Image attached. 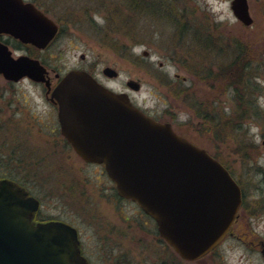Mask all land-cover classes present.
<instances>
[{"label":"rangeland","instance_id":"1","mask_svg":"<svg viewBox=\"0 0 264 264\" xmlns=\"http://www.w3.org/2000/svg\"><path fill=\"white\" fill-rule=\"evenodd\" d=\"M26 1L58 33L47 48L25 46L13 56L39 60L53 82L69 70L102 77L108 68L117 74L106 83L114 91L128 93L126 82L137 83L140 89L129 94L139 108L217 159L240 186L242 206L232 226L240 239L227 238L196 261L179 258L134 202L116 199L103 167L66 144L46 86L28 78L0 75V175L37 197L43 216L74 225L91 264L117 261L100 259L102 236L116 247L114 256L127 250L125 264H264V0H248L249 26L233 15L232 0H140L137 12L129 0ZM197 35L208 36L211 46ZM222 66H230L227 73ZM236 106L246 111L243 121Z\"/></svg>","mask_w":264,"mask_h":264},{"label":"water","instance_id":"2","mask_svg":"<svg viewBox=\"0 0 264 264\" xmlns=\"http://www.w3.org/2000/svg\"><path fill=\"white\" fill-rule=\"evenodd\" d=\"M231 11L252 24L248 0H232ZM58 25L32 3L0 0V35L46 48ZM114 77L116 72L105 69ZM0 75L51 83L39 60L14 57L0 41ZM133 90L139 86L133 81ZM60 132L87 163L103 165L117 194L137 204L159 236L185 261H196L228 234L242 205L240 186L204 149L134 106L128 95L99 84L83 70L66 72L52 88ZM264 147V141L262 142ZM39 202L9 180H0V264H88L72 226L34 223ZM264 255V246L260 251Z\"/></svg>","mask_w":264,"mask_h":264},{"label":"flooded vegetation","instance_id":"3","mask_svg":"<svg viewBox=\"0 0 264 264\" xmlns=\"http://www.w3.org/2000/svg\"><path fill=\"white\" fill-rule=\"evenodd\" d=\"M24 2H29V1H26V0H23ZM29 3H32L36 8H38L37 6H36V4H34L33 2H29ZM39 9V8H38ZM54 40V39H53ZM53 40H52V42H53ZM0 41H2L3 43H5L7 46H8V48L12 51V54L14 55V52L16 53L17 51H20V52H23V50H21V49H24V47L27 49V50H29V48H27V46L28 47H33V46H31L30 44H23V43H21L20 41H18V40H15V39H13L11 36H9V35H6V34H1L0 35ZM51 42V43H52ZM50 43V44H51ZM49 44V45H50ZM30 45V46H29ZM48 45V46H49ZM47 46V47H48ZM46 47V48H47ZM39 50H41V49H39ZM27 52V51H26ZM28 53V52H27ZM21 55H26V56H29V57H31L30 55H28V54H21ZM21 55H19V56H21ZM144 55L145 56H148V53H144ZM31 58H33V57H31ZM82 59H83V57H82ZM41 63V62H40ZM77 70H83V71H86V70H84V69H77ZM104 71H105V69H103L102 70V74H103V76L102 77H97V76H95V75H93V74H91V73H89L88 71H86L87 73H89L99 84H101L102 86H104V87H106V88H108V89H110V90H112V91H114L113 89H111L110 87H108L107 86V84L106 83H109L110 81H112V80H114L115 78H117V74L114 76V77H109L107 74H105L104 73ZM176 77H177V75H175ZM62 77V75L60 76V75H58V74H55V81L53 82L52 80H51V78H50V83H51V89H50V91L48 92V89L46 88V90H45V93H44V96H45V98L49 101V103L52 105V108L54 109V111H55V116H56V124L58 125V130H59V133H60V135L63 137V135L61 134V132H60V126H59V122H58V119H57V112H58V109H57V105L54 103V102H52L51 100H50V93H51V90H52V88L56 85V83L60 80V78ZM25 77H23V78H21L20 80H22V79H24ZM129 82V81H128ZM128 82H126V88H125V90H128V93L127 92H124V91H114V92H116V93H125V94H127L128 95V97H129V99H130V101H131V103L134 105V106H136L137 108H139V106L134 102V99H133V97L129 94V92H132V91H138L139 89H140V87L138 88V90H133V89H131L130 87H129V85H128ZM139 109H141V108H139ZM145 114H147L148 116H150V117H152L151 115H149L145 110H143V109H141ZM152 118H154V117H152ZM155 120H157V121H159L158 119H156V118H154ZM160 122V121H159ZM163 123V122H162ZM63 139L65 140V142H66V144H68V146L70 145L69 144V142L63 137ZM70 147H71V145H70ZM72 148V147H71ZM72 150H73V148H72ZM74 151V150H73ZM75 153V152H74ZM76 154V153H75ZM77 155V154H76ZM78 156V155H77ZM87 163V162H86ZM99 165V164H98ZM100 166H102V165H100ZM103 167V166H102ZM102 173L104 174V175H106V173H105V171H104V168H102ZM105 177H108L107 175L105 176ZM3 179H5V180H9V181H11L12 183H14L15 185H17L18 187H20V188H22L27 194H28V196H30V197H32V198H34V199H36L38 202H39V205H40V201H39V199L37 198V197H35L33 194H31L30 193V191L24 186V185H22L19 181H16V180H13V179H11L10 177H8V176H6V175H3V176H1L0 175V180H3ZM109 181H110V179H108ZM111 190H112V192L114 193V195H115V197H116V199H118V201H127V202H129V200L128 199H125V198H123V197H121V196H119L118 194H117V192H116V190H115V187H114V185H113V183H112V186H111ZM142 214H144L143 212H141ZM144 215H146V214H144ZM145 217H147L150 221H153L150 217H148L147 215L145 216ZM49 221H60V222H64V223H66V224H68V225H70V226H72L73 228H75L76 229V231H77V234H78V239H79V248H80V251H81V253H82V255L86 258V260H87V263L88 264H91L90 263V261H89V259L86 257V255L84 254V251H83V246H82V244H81V239H80V233H79V231H78V229L74 226V225H72V224H70V223H68V222H66L65 220H62V219H59V218H49V217H45V216H43L41 213H40V207L38 208V210L34 213V216H33V222L34 223H43V222H49ZM235 222V221H234ZM234 222H233V224H234ZM153 223L155 224V222L153 221ZM233 224H232V226H233ZM232 226H231V228H230V230H229V232H228V234L226 235V237L224 238V240H226L227 238H231V237H235L236 239H240V237L239 236H234V233H233V230H232ZM100 237V235H98V238ZM102 238L104 239H108L109 240V237L108 236H102ZM102 238L100 237V241H98V244H96V247L97 246H99V249L100 250H102L103 249V252L105 253H102L99 257H100V259H102V260H106V259H111L112 261L113 260H117V261H113L114 262V264H125L126 263V261L128 260V255H127V250H125V251H123L122 253L121 252H119V256H121V259L118 257V256H114V253H115V251L114 250H116V247H114L113 245H110V246H106L105 245V243L103 242V240H102ZM224 240L215 248V249H213L209 254H211L213 251H215V250H217L220 246H221V244L224 242ZM261 253V252H260ZM100 254V253H99ZM208 255V254H207ZM264 256V255H263ZM120 259V260H119Z\"/></svg>","mask_w":264,"mask_h":264},{"label":"trees","instance_id":"4","mask_svg":"<svg viewBox=\"0 0 264 264\" xmlns=\"http://www.w3.org/2000/svg\"><path fill=\"white\" fill-rule=\"evenodd\" d=\"M131 6V7H130ZM141 3H140V0H129V10H132L133 12L135 11V12H137L138 10L140 11L141 10ZM159 11V10H158ZM158 13H160V12H157V14ZM197 38H199V40H201L202 38V40L200 41V43L204 46V47H206V46H211V42H210V38L207 36H199V35H197ZM230 69V66H226L225 68H223V66H222V68H221V70H220V72L221 71H224V72H222V73H227L228 71H226V70H229ZM212 70L211 69H206V71H204L205 73L203 74V76H204V79H209V77H210V74L212 73L211 72ZM197 75H199V72L197 71ZM234 77V76H233ZM233 77H231L229 80H231ZM237 79L239 78L238 77V75H237V77H236ZM234 93H235V97H236V99L238 98H240L241 99V97L242 96H240V94L238 93V90L235 88L234 89ZM235 110L237 111H235L236 112V114H237V116H242L241 118H242V121H243V117H246V111H242V109L239 107L238 109H237V106H236V108H235ZM199 111V110H198ZM197 111V112H198ZM204 111H206V109H204ZM203 111V112H204ZM199 117H201L204 121H208V122H211L212 121V117H211V115H209L208 113H201V114H199Z\"/></svg>","mask_w":264,"mask_h":264}]
</instances>
